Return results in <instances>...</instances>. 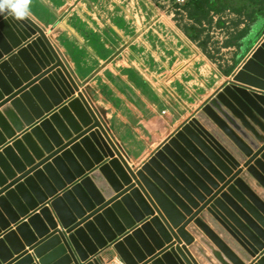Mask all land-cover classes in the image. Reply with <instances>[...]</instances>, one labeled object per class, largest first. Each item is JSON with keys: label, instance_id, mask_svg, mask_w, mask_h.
Segmentation results:
<instances>
[{"label": "water", "instance_id": "95a60500", "mask_svg": "<svg viewBox=\"0 0 264 264\" xmlns=\"http://www.w3.org/2000/svg\"><path fill=\"white\" fill-rule=\"evenodd\" d=\"M260 39L133 169L43 28L0 15V264H264Z\"/></svg>", "mask_w": 264, "mask_h": 264}, {"label": "crops", "instance_id": "0c3cea01", "mask_svg": "<svg viewBox=\"0 0 264 264\" xmlns=\"http://www.w3.org/2000/svg\"><path fill=\"white\" fill-rule=\"evenodd\" d=\"M220 3L226 9H212L208 17L221 15L216 24L223 25L225 19L228 27L224 28L232 33L218 42V49L224 52L219 58L201 51L199 39L210 33L206 24L210 20L198 25L189 18L185 4L181 10H172V15H161L187 40L177 47L167 34L170 59L163 57V50L157 52L153 41H143L142 36L138 42L131 41L140 27H128L123 19H116L121 10L117 0H31L29 7L30 17L43 28L79 90L135 169L230 81L264 36V0H219L217 5ZM177 11L188 21L182 19L184 31L176 27ZM186 28L192 36L201 29L195 42ZM114 257L117 254L107 250L101 255L102 264Z\"/></svg>", "mask_w": 264, "mask_h": 264}, {"label": "rangeland", "instance_id": "374dc122", "mask_svg": "<svg viewBox=\"0 0 264 264\" xmlns=\"http://www.w3.org/2000/svg\"><path fill=\"white\" fill-rule=\"evenodd\" d=\"M117 1L121 6V10L117 11L116 19L117 18L123 19L125 25H127L128 27H134V26L140 27V29L133 34V38L131 39V41H134L136 39L135 41L138 42L141 36L142 39H144L143 41H153L156 44L157 52L159 53L161 50H163L164 51V54L162 53L163 57L169 59L173 58V56H172V48L167 44V34L170 37L169 41L171 42L172 45L179 47L182 42H187V40H185V38L182 36L180 31L178 32L175 28L172 29V27L168 25L167 21L164 20V18H161V15L163 14L172 15L171 14L172 10L175 11L181 10L182 8L181 6H183L188 0L183 5L176 4L175 0H117ZM172 3L174 5H172ZM97 9L102 11L106 10L103 7L100 8L98 7ZM178 12L179 11L175 12L174 14L175 24L177 25L176 27L178 28V30L182 29L184 31L182 26L185 25V22H183L184 19L182 18V15ZM181 13L185 14V12H181ZM211 15L212 16H209L210 22L206 23L210 33L203 34L201 39H199V42L202 47L201 51L203 53L205 54L207 53L210 56V58H219L220 57L219 55L222 56V53L224 52L218 49L219 47L218 42L224 40L225 36H228L232 32H230L227 28H224V27H228V25L225 24L226 21L225 19L221 20L224 23L223 25L219 26L216 24V22L220 19L221 15L219 16H217L216 14H211ZM222 17L224 16L222 15ZM142 33L145 34L141 35ZM145 35H147V37ZM193 42H195V40ZM208 44L210 45V48H207ZM236 59H238L237 55H236Z\"/></svg>", "mask_w": 264, "mask_h": 264}, {"label": "trees", "instance_id": "16d2710c", "mask_svg": "<svg viewBox=\"0 0 264 264\" xmlns=\"http://www.w3.org/2000/svg\"><path fill=\"white\" fill-rule=\"evenodd\" d=\"M216 1H211V0H188L185 3V10L188 12V15L190 16L189 18H192L194 22H196L198 25L202 20H207L209 21L210 18L208 17V14H210V10H215V12H220L224 9H226V5H223L220 3V5H217ZM194 29V27H193ZM196 30V29H195ZM187 32V28H186ZM201 29L196 30V35H191L188 32L189 38L192 40H195L198 38L200 35ZM187 35V36H188Z\"/></svg>", "mask_w": 264, "mask_h": 264}, {"label": "clouds", "instance_id": "9594fccd", "mask_svg": "<svg viewBox=\"0 0 264 264\" xmlns=\"http://www.w3.org/2000/svg\"><path fill=\"white\" fill-rule=\"evenodd\" d=\"M31 0H0V15L22 22L30 18Z\"/></svg>", "mask_w": 264, "mask_h": 264}, {"label": "built area", "instance_id": "2783aa9c", "mask_svg": "<svg viewBox=\"0 0 264 264\" xmlns=\"http://www.w3.org/2000/svg\"><path fill=\"white\" fill-rule=\"evenodd\" d=\"M186 1L187 0H175V3L178 5H183ZM108 133H109V131H108ZM109 135H110V133H109ZM110 137L112 138L111 135H110ZM112 141L114 142L115 146L117 147V149L121 153L122 157L129 163L130 157L124 151V148L115 139L112 138ZM109 264H124V262L120 258L114 257V259H112V261Z\"/></svg>", "mask_w": 264, "mask_h": 264}]
</instances>
